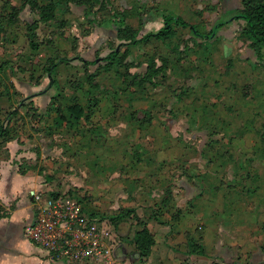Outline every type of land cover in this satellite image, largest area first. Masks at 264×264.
<instances>
[{
  "label": "rangeland",
  "instance_id": "1",
  "mask_svg": "<svg viewBox=\"0 0 264 264\" xmlns=\"http://www.w3.org/2000/svg\"><path fill=\"white\" fill-rule=\"evenodd\" d=\"M2 1L0 23L4 25ZM107 3L100 10L91 3L89 14L74 4L69 5L68 12L59 10L56 17L66 18L67 24L58 30L39 23L36 31L40 45L31 56L13 54L17 48L11 52L6 43L17 35L8 32L11 26L4 25L0 36V118L23 101L13 123L18 130L15 138L34 157L33 163L32 157H21L18 165L32 164L37 170L48 171L42 175L55 184L61 193L58 196L79 195L86 209L107 219L120 208H135L146 200L156 201L152 210L160 211L162 203L183 197L181 190L175 191L180 181L204 189L207 178L215 189L227 186L249 200L254 191L250 183L246 185V177L252 172L264 173V55L257 59L239 36L242 21L232 18L217 31L214 40L195 38L187 27L175 26L173 35L164 40L131 45L135 66L130 72L142 73L150 59L159 64L160 58H165L167 64L163 78H154L156 85L144 80L129 86L128 76L122 79L120 72L98 69L102 61L84 67L79 59L103 56L113 45L114 26L105 29L97 24L103 15L123 8L126 22L136 26L137 0ZM153 3L202 31H208L216 20L229 18L241 6L240 0ZM19 14L26 21L36 16L26 9ZM17 45L24 49V45ZM59 56L70 59L57 65L58 86L39 93L48 85L43 67L49 58ZM89 71L96 86L88 85ZM10 77L15 86L7 79L1 86L2 80ZM86 88L93 89L98 101L96 105L90 103V117L79 127H67L63 122L54 125L51 115L43 113L50 98L64 109L71 98H83L81 91ZM11 93L13 100L8 96ZM94 142L98 145L92 146ZM248 144V149H238ZM1 154L6 155L4 149ZM193 176L196 180H191ZM135 192L141 197L135 198ZM45 194L48 192L44 190ZM238 200L228 198L220 215L238 216L234 209Z\"/></svg>",
  "mask_w": 264,
  "mask_h": 264
},
{
  "label": "crops",
  "instance_id": "2",
  "mask_svg": "<svg viewBox=\"0 0 264 264\" xmlns=\"http://www.w3.org/2000/svg\"><path fill=\"white\" fill-rule=\"evenodd\" d=\"M148 2L153 3L150 0ZM23 9L36 15L27 6ZM19 18L21 19L20 15ZM146 18V27L159 24L155 17L146 15ZM103 28L109 29L108 24L103 25ZM23 30L21 26L12 27L8 32L17 36H13L6 46L11 52L17 48L13 54L22 52V55L31 56L25 46ZM17 44L24 45V49ZM6 79L15 86L11 77L2 80L1 86H4ZM2 88L0 103L3 98ZM12 95L13 93L8 96L13 100ZM243 141L247 142L246 137ZM96 145L97 142H94L92 146ZM243 146L244 148L238 149L246 150L249 144ZM3 149L5 156L1 154ZM31 155L30 150L15 137L0 143V205L5 211L0 216V264H67L61 259L49 257L41 246L23 235V226L33 218L30 190H39L42 194L45 190L48 192L45 195L58 192L55 184L47 180L46 174L42 175L48 171L37 170L32 164L20 170V158L32 157L30 161L33 163L34 157ZM249 177H246L249 181L246 185L250 183L254 191L249 200L243 198L242 193L238 194L227 186L215 189L216 185H211L212 181L207 178L204 189L199 184L194 187L187 181L178 182L175 191L181 190L183 197L179 195L168 204L162 203L160 211L157 212L158 220L151 216L152 204L156 201L146 200L145 204L135 207L132 214L144 220L153 234L154 243L149 254L140 257L134 249L131 238L137 226L134 217L129 216L116 226L111 225L115 240L111 264H264V233L260 232L264 223V173L259 175L252 172ZM211 179L218 180L219 176H212ZM191 180L196 178L193 176ZM208 185L213 187L209 188ZM124 191L126 190L123 189V193ZM133 195L135 198L141 197L138 192ZM233 196L239 198L234 205L239 215L230 218L220 215L228 198ZM189 236L202 245L203 254L188 252Z\"/></svg>",
  "mask_w": 264,
  "mask_h": 264
},
{
  "label": "trees",
  "instance_id": "3",
  "mask_svg": "<svg viewBox=\"0 0 264 264\" xmlns=\"http://www.w3.org/2000/svg\"><path fill=\"white\" fill-rule=\"evenodd\" d=\"M108 0H3L1 6L6 10L4 15L5 24L8 27L16 26L17 22L21 23L23 26V35L26 37L27 49L31 53H34L39 48L40 42L37 38V27L39 23H44L54 30L63 28L67 24L66 18H58L57 13L59 10L61 12H68L69 5L74 4L76 6H82L86 14H89L91 3L95 2L97 9L100 10L102 7L107 6ZM149 0H137L138 6L136 10L137 14V24L135 27L130 26L125 20V11L123 8L117 10L113 14L103 15L97 21V24L106 26L108 24L109 28L114 26V36L112 40L113 45L109 48L103 56H95L93 59H85L83 57H78L82 65L87 67L102 61L101 65H98V69L104 71H115L120 72L122 79L128 76L127 85H139L142 81L147 80L156 85L154 78L161 79L165 74L166 69V59L160 58V63L156 64L154 59L147 61L145 70L142 73L130 72L129 68L135 66V61L132 53L129 50L131 45L147 42L150 39L164 40L173 35L175 31V26L187 27L189 32L195 38L214 40L216 33L221 27L231 21L232 18L239 19L242 21L241 27L239 28V36L243 37L247 41V46L251 54L261 57L264 55V0H240V7L235 9L233 14L225 20H216L208 31H202L196 27V25L191 24L184 20L179 14H173L164 9H159L154 3H149ZM154 2L155 0H150ZM28 7L31 12H35L36 18L31 19V21L21 20L19 18V13L24 7ZM226 11H223L224 13ZM146 15L155 17L158 19L159 24L152 27H146ZM19 24V26H21ZM106 24V25H105ZM3 24L0 23V36L2 29H6ZM4 29V30H5ZM77 57V56H76ZM70 58L59 56L55 60L48 59V64L43 67L45 74L48 77V85L39 93L45 94L50 86H58V81L55 76L57 65L61 61H67ZM1 65V64H0ZM123 68V71L119 69ZM86 78L88 79V85L96 86V82L92 80L93 73L87 72ZM118 74V73H117ZM93 90V89H91ZM89 88L84 89L83 98L73 97L65 105L64 109L61 106H55L52 102L55 100L49 99L44 107V114L51 115L50 122L54 125L64 124L67 127H77L83 121L88 120L90 115V103L96 105L95 101H98L96 94L92 93ZM23 106V101H18L15 105L5 111L3 119H0V143L7 141L16 136L17 128L13 123L17 116V110L19 107ZM62 124V125H63ZM50 126V125H49ZM228 131V130H227ZM230 131V130H229ZM228 131V132H229ZM22 167H20V170ZM70 193H72L70 191ZM49 195L57 196L59 192H50ZM70 197L75 198L80 204L82 210L90 217H96L101 220H105L110 226H116L120 221H123L127 217H134L136 221V228L134 230L131 241L134 245V249L138 252L140 257H146L151 246L154 243L153 234L147 228L144 220L137 217L134 212L133 207H123L118 210L113 215H109L108 219L103 216H97L94 212L86 209L82 202L81 196H73L69 194ZM5 214L4 209L0 205V216ZM152 218L158 220V214L154 210L151 213ZM261 230L264 233V223L261 225ZM188 252L203 254L204 250L200 243L194 240L192 237H188ZM264 250V247H262Z\"/></svg>",
  "mask_w": 264,
  "mask_h": 264
},
{
  "label": "built area",
  "instance_id": "4",
  "mask_svg": "<svg viewBox=\"0 0 264 264\" xmlns=\"http://www.w3.org/2000/svg\"><path fill=\"white\" fill-rule=\"evenodd\" d=\"M30 196L33 218L23 226L27 239L67 264H111L115 240L105 220L88 216L70 196H44L35 189Z\"/></svg>",
  "mask_w": 264,
  "mask_h": 264
}]
</instances>
